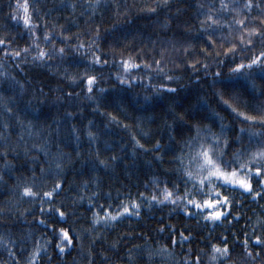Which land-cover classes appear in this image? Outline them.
Masks as SVG:
<instances>
[{
    "label": "trees",
    "instance_id": "16d2710c",
    "mask_svg": "<svg viewBox=\"0 0 264 264\" xmlns=\"http://www.w3.org/2000/svg\"><path fill=\"white\" fill-rule=\"evenodd\" d=\"M12 2L0 0V38L5 40L0 44V149L9 153L0 154V264H28L37 243L41 253L36 264H89L90 251L91 264H185L189 256L194 264L198 255L200 264H256L244 254V242L247 239L255 254L258 245L251 237L264 239V196L253 199L228 188L226 194L232 193L239 203L230 206V221L215 225L190 217L171 203L142 206L139 216L125 214L111 224H93L92 218L93 211L104 215L101 205L115 210L121 201L139 199L141 192L150 196L154 180L161 185L181 183L183 190L175 165L168 162L179 151L181 137L176 129L182 127L173 119L172 109L185 114V121L209 124L213 131L223 124L229 141L236 139L241 127L245 129L242 143L253 134L247 129L264 131L259 122L243 123L215 95L224 89L219 81L226 80L233 85L228 91L236 95L231 101L234 107L253 116L264 114L260 67L230 73L233 63L264 51L261 38L256 37L254 46L238 45L234 53L225 54L229 42L239 41V28L232 23L239 15L219 13L220 20L228 23L207 29L210 22L203 16L213 4L219 12V0H28L33 21L29 26L7 15ZM251 15L259 24L260 10L254 7ZM202 22L205 29L200 28ZM45 31L52 33L48 40ZM209 35L213 41L208 42L211 47L205 55ZM78 43L85 47L76 51L71 46ZM61 45L63 56L59 52L43 60L32 56L37 46L52 52ZM15 51L19 57L13 56ZM92 56L101 63L91 60ZM161 56L163 74L154 64L148 70L140 64L126 73L120 62L123 57L139 64ZM193 60L198 64L190 63ZM117 73L137 79L124 84ZM86 75L96 76L91 92L83 83ZM146 75L147 80L141 79ZM166 83L175 90L160 88ZM6 105L12 113L6 112ZM4 124L9 127L5 129ZM88 131L95 134L94 139ZM133 135L144 147L134 143ZM158 139L160 145L154 149ZM240 146L231 144L228 154ZM256 146L252 142L249 150ZM156 152L162 159L154 158ZM57 180L63 187L54 193L53 203L65 216L47 213L42 224L39 198L22 197L21 189L34 184V190L42 193ZM256 183L253 179L259 192ZM47 224L66 228L73 237L63 254L54 239H45L53 235ZM181 232L191 234L186 243L181 242ZM225 235L229 257L211 260V244H221L218 237Z\"/></svg>",
    "mask_w": 264,
    "mask_h": 264
},
{
    "label": "snow or ice",
    "instance_id": "6c2138e0",
    "mask_svg": "<svg viewBox=\"0 0 264 264\" xmlns=\"http://www.w3.org/2000/svg\"><path fill=\"white\" fill-rule=\"evenodd\" d=\"M162 2H164V0H162ZM218 7L219 12L216 11L217 6L213 4V9L203 16V20L210 22L207 24V29H212L213 25L218 23H228V21L220 20L219 13L227 14L231 11L239 15V18L233 19L232 21V23L239 28V41L237 43L229 42V47L224 49L225 54L229 51L234 53L238 45L241 48L245 45L254 46L256 37H260L261 44L264 45V0H219ZM254 7L260 10L259 24H256V18L251 15ZM150 10H154V8ZM7 15L13 20L22 19L25 26L32 25L33 23L31 13L29 12L28 0H13L9 5V13ZM214 16L216 17L215 19ZM205 27V23L202 22L200 28L205 29ZM43 35L45 40H48L52 33L45 31ZM56 35H60V33H57ZM66 40L67 37H65V41ZM209 41H213L212 35H209L207 41H205V44L207 45L204 52L205 55L207 54V48L211 47V44H208ZM3 43H5V40L0 38V44ZM33 43H35L34 39ZM37 47L38 51L32 52V56L37 60H43L46 56H52L56 52H59L63 56L65 52L63 45L59 48H53L52 52H49L43 47ZM71 47L76 51H79V49L85 46L83 43H78ZM27 50L28 48L26 47L24 51ZM7 51L8 49L5 48L6 53ZM161 52L163 54V49ZM13 56L19 57L20 52H13ZM90 59L94 60L96 63H101L98 56H92ZM120 62L126 73L130 68L135 67L139 69L140 64H143L144 70L152 69L154 64L156 69L163 74L162 56L160 58H155L150 62L140 61L139 64L131 58L123 57ZM190 63L198 64V61L193 60ZM256 67H260L261 72L264 73V51H260L258 54L254 53L251 58L242 59L239 63H233L230 68V73L243 74L244 70ZM150 74L151 73H149V75ZM248 74L250 75L251 73ZM117 75L124 84H128L137 79L136 76H131L130 79H126L123 74L117 73ZM217 75H219V72H217ZM148 78L149 76L147 75L141 77V79L145 80ZM261 78L264 79V75H262ZM164 79L171 81L172 77L165 75ZM95 80V75L85 76L83 83L86 85L88 92H91ZM219 83L224 85V89L217 90L215 93V95L219 97L218 103L225 108L231 109V113H234L238 119L243 118V123L259 122L262 128H264V114L253 116L234 107L231 101L236 98V95L234 92L228 91L233 85L226 80H221ZM252 87L255 88L256 85L253 84ZM160 88L169 89L170 91L175 90L174 88H170V85L167 83L160 85ZM260 94L264 95V90H261ZM68 95L70 96L71 93L69 92ZM226 95L228 98H225ZM5 108L7 113H12V107L6 105ZM171 114L173 115V119L179 121L182 127L176 129V133L181 137L180 141L177 142L179 151H176L168 162L175 165L174 173L177 174V180L182 182L183 190L181 191V183L167 181L161 185L154 180L155 187L150 196L145 197V194L141 192L139 194V199L133 198L129 201H121V203L116 206L115 210H110L101 205L104 215H99V213L93 211V224L98 222L111 224L125 214L139 216L142 206H150L153 203L161 205L164 203H171L173 205H179L183 212L190 217L195 215L199 219H202L205 224L215 225L222 220L230 221L233 217V213L230 211V206L239 203V201L233 199L232 193L226 194L228 188H231L233 192L239 191L241 195H247L253 199L258 196H264V139L258 138L264 137V131L257 133L251 128L247 129V131L253 134L249 136L247 143H242V134L245 132V129L241 127L237 133L236 139L229 141L225 136L223 124H221L219 131H213L209 124H201L199 121H193L191 119L185 121V114L175 113L174 109L171 110ZM186 114L189 117H192L193 115L190 112H186ZM108 115L112 120L119 122L118 117L113 116L111 113ZM17 120L19 121V116H17ZM20 123L23 124V121H20ZM3 127L7 129L9 125L4 124ZM124 127H127V125H124ZM168 127L171 133L172 125L169 123ZM29 128H31V122H29ZM185 129L187 131H185ZM73 132H75V128H73ZM87 135L94 139L95 134L93 132L88 131ZM133 140L135 144L144 147L134 135ZM252 142H255L257 146L249 150ZM231 144L241 146L235 148L231 154H228L227 150ZM159 145L160 140L158 139L152 147L155 149ZM34 147L39 148L40 145H34ZM0 154L6 157L9 153L0 149ZM77 155H79V153H77ZM154 158L162 159L159 152L155 153ZM111 159L115 160L116 157L113 156ZM100 163L106 164V161L100 160ZM60 167V164H56L57 170H60ZM43 171L45 170L41 168V172ZM253 179L257 182L256 188L260 189L259 192L254 189ZM83 183L87 184L88 181H83ZM169 185H171V187H169ZM35 187L34 184H28L22 187L21 196L39 198L41 213L40 217H38L39 222L42 224L45 223L43 217L47 213L64 217L65 212L62 208L57 207L53 203L55 200L54 193H56L57 189L63 187L62 181L57 180L49 190L43 191L42 193L34 190ZM222 189L225 191H222ZM92 195L94 196L95 194ZM45 198H48L47 207H44ZM144 199L147 200V205H144ZM88 202L89 204L93 203L91 199H89ZM235 215L239 216V213H236ZM46 226L52 230L53 235L45 237V239H54L60 254H63L65 247L72 244L73 237L69 234V230L63 227L56 228L53 224H47ZM168 227L173 226L168 225ZM163 229L164 225H161V231H163ZM190 236V233L188 236H185L184 233L181 232V242L186 243ZM218 238L222 243L211 244L212 251L210 259L227 260L230 255L229 246L224 242L227 237L225 235ZM251 239L257 241V250L255 254H253L252 249L248 247L246 239L244 242V254L251 260L255 261L256 264H261L262 252H264V249L259 246L264 245V239L259 235H254ZM5 243H7V241H5ZM44 247L46 248V245ZM164 247L166 250V246ZM40 253L41 246L37 243L34 250L29 253L28 264H36V261L39 259L38 254ZM11 254L12 256L16 255L15 252H11ZM102 255L105 254L102 253ZM129 255L131 254L129 253ZM148 255L151 256L152 254L149 253ZM91 257L92 254L90 251L89 264H91ZM185 264H192V258L190 256L186 258ZM194 264H200L199 255L196 257Z\"/></svg>",
    "mask_w": 264,
    "mask_h": 264
}]
</instances>
